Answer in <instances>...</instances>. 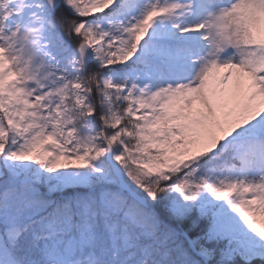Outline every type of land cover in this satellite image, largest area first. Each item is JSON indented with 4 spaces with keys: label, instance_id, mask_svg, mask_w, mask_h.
Listing matches in <instances>:
<instances>
[{
    "label": "snow or ice",
    "instance_id": "1",
    "mask_svg": "<svg viewBox=\"0 0 264 264\" xmlns=\"http://www.w3.org/2000/svg\"><path fill=\"white\" fill-rule=\"evenodd\" d=\"M0 264H264V0H0Z\"/></svg>",
    "mask_w": 264,
    "mask_h": 264
}]
</instances>
